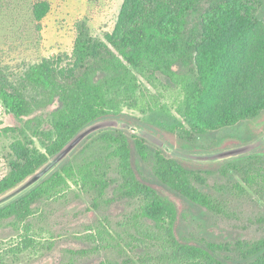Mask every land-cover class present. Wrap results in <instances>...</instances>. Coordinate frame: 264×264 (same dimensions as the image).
Wrapping results in <instances>:
<instances>
[{
	"label": "trees",
	"instance_id": "1",
	"mask_svg": "<svg viewBox=\"0 0 264 264\" xmlns=\"http://www.w3.org/2000/svg\"><path fill=\"white\" fill-rule=\"evenodd\" d=\"M263 2L124 0L115 30L104 39L92 34L88 19L76 22L77 37L71 55L53 54L25 63L16 71L4 64L0 55V99L9 114L28 118L23 127L0 129V135L11 133L15 138L10 170L0 179V196L46 165L85 128L103 119L158 126L194 141L258 117L264 111V94L248 95L240 104V96L233 92L229 105L220 112L207 108L212 103L214 82L197 72L195 55L236 26L256 22ZM51 7L50 0L33 3L38 29ZM160 75L177 86L173 106L161 98L168 85L162 83ZM144 80L158 92L153 93ZM55 102L58 106L49 113V127L44 129L46 119L39 112ZM92 135H98V140L110 149L109 155L117 160L120 182L110 176L111 168L102 169L100 161L78 160L76 148L38 184L0 206V228L8 223L23 230L16 245L10 247L12 254L35 247L28 221L35 207L45 199L63 195L71 184H76L97 194L95 207L101 201L137 204L134 215L125 221L134 232L130 234L133 240L125 246L104 237L105 232L110 233L104 224L94 235L101 243L106 242L99 248L116 250L121 256L128 249L134 253L136 258H126L123 264H264V236L253 241L237 240L232 245L208 242L202 246L180 241L175 235L177 207L137 176L132 142L142 159L153 156L154 173L164 184L211 211L227 213L222 202L195 183L206 182L199 164L173 156L129 129L105 128ZM231 170L240 173L244 182L233 185L238 195L247 192L246 186L264 183L262 157L245 155L228 160L221 172L228 175ZM114 185L115 198L103 200Z\"/></svg>",
	"mask_w": 264,
	"mask_h": 264
},
{
	"label": "rangeland",
	"instance_id": "2",
	"mask_svg": "<svg viewBox=\"0 0 264 264\" xmlns=\"http://www.w3.org/2000/svg\"><path fill=\"white\" fill-rule=\"evenodd\" d=\"M35 1L0 0V55L3 63L14 71L21 69L25 63L49 58L53 54L71 55L77 37L76 22L81 19H88L92 34L104 39L115 30L124 3V0H50L51 10L41 21V29H38L32 13ZM195 56L197 72L214 82L211 87L212 103L207 108L220 112L229 105L233 92L240 96V104L248 95H263L264 2L256 22L236 26L223 34L220 41L203 48ZM175 68L181 69L180 66ZM160 79L168 85L161 98L173 106L178 95L177 86L167 77L160 75ZM144 82L153 93L158 92L159 89L146 80ZM57 106L58 102H55L39 112L46 119L44 129L49 127V113ZM127 112L140 115L130 110ZM27 120V117L17 118L9 114L0 99V129L6 126L23 127ZM99 122L103 126L97 130L134 126L137 131H132L146 138L150 144L200 165L198 168L206 182L195 183L222 202L227 213L211 211L164 184L154 173L153 156L142 159L132 142L133 166L137 176L172 200L177 207L175 235L180 241L202 246L208 242L232 245L237 240L253 241L264 236V183L246 186L247 192L238 195L233 185L244 184L242 175L234 170L228 175L221 172L231 159L245 155L264 158V111L256 118L194 141L158 126L134 125L125 119L107 118ZM97 130L78 141L66 157L77 148L78 160L100 161L102 169L111 168L110 176L119 183L117 160L109 155L110 149L98 140V135H92ZM14 139L11 133L0 135V179L10 170L13 157L11 143ZM36 141L41 146L40 139L36 138ZM27 179L0 196V204L18 195ZM115 186L103 196V200L115 198ZM96 198L94 191L71 184L63 195L40 202L35 207V214L28 220L36 240L35 247L15 255L10 247L16 245L19 232L23 230L5 224L0 228V264H99L103 261L123 264L126 258H136L129 249L121 256L116 250L99 248L106 242L101 243L94 235L104 224L110 232H105L104 237L125 246L127 241L133 240L130 234H134L125 221L134 215L137 204L121 200L110 204L99 200V207H95Z\"/></svg>",
	"mask_w": 264,
	"mask_h": 264
},
{
	"label": "water",
	"instance_id": "3",
	"mask_svg": "<svg viewBox=\"0 0 264 264\" xmlns=\"http://www.w3.org/2000/svg\"><path fill=\"white\" fill-rule=\"evenodd\" d=\"M102 126H103L102 123L96 122L88 126L87 128H85L83 131H81L78 134V136L74 138L59 154L54 156L46 165H44L35 174L30 176L29 179H27L26 183L23 184V190H21L18 193V195L4 201L3 203L0 204V206L19 197L20 195H22L23 193H25L26 191L34 187L36 184H38L44 177H46L51 171H53L65 159L66 155L69 154L73 150V148L78 143V141H80L88 133L99 129ZM124 127L127 129L137 131L136 127L131 126V125H125Z\"/></svg>",
	"mask_w": 264,
	"mask_h": 264
}]
</instances>
